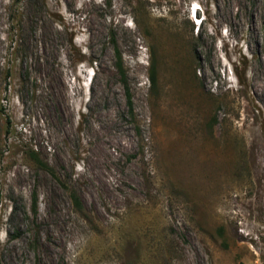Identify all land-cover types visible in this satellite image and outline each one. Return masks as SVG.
Wrapping results in <instances>:
<instances>
[{
    "label": "rangeland",
    "instance_id": "1",
    "mask_svg": "<svg viewBox=\"0 0 264 264\" xmlns=\"http://www.w3.org/2000/svg\"><path fill=\"white\" fill-rule=\"evenodd\" d=\"M0 263L264 264V0H0Z\"/></svg>",
    "mask_w": 264,
    "mask_h": 264
},
{
    "label": "trees",
    "instance_id": "2",
    "mask_svg": "<svg viewBox=\"0 0 264 264\" xmlns=\"http://www.w3.org/2000/svg\"><path fill=\"white\" fill-rule=\"evenodd\" d=\"M115 66H116V69L118 70V72L121 75V81H122V83L125 86L127 104L129 106V108L131 109V107H132L131 96H130V92H129L128 86L126 84L125 70H124L123 65H122L121 55H120V53L118 51H117V61H116V65ZM149 80H150L151 85L154 87L156 85V71H155V68H154L153 64L151 65V69L149 70ZM71 197H72L73 202L75 203V205L77 207H80V202H79L77 196L75 194H72ZM239 264H243V263H239Z\"/></svg>",
    "mask_w": 264,
    "mask_h": 264
},
{
    "label": "bare ground",
    "instance_id": "3",
    "mask_svg": "<svg viewBox=\"0 0 264 264\" xmlns=\"http://www.w3.org/2000/svg\"><path fill=\"white\" fill-rule=\"evenodd\" d=\"M121 22V21H120ZM166 25V24H165ZM163 28V27H162ZM128 29V28H127ZM58 89V88H57ZM56 89V90H57ZM60 89V88H59ZM64 101V100H63ZM66 103V102H65ZM64 110V109H63ZM66 111V110H65ZM190 136V135H189ZM189 140V139H188ZM116 141V140H115ZM172 141V140H171ZM117 142V141H116ZM175 142H177V141H175ZM206 142V141H205ZM117 143H119V142H117ZM190 143V142H189ZM102 144V143H101ZM123 144V143H122ZM191 144V143H190ZM204 144V143H203ZM208 144V143H207ZM207 144H204V145H207ZM118 146L120 145V144H117ZM120 146H122V145H120ZM102 147V146H101ZM122 147H124V145L122 146ZM103 148V147H102ZM166 148V147H165ZM207 148V147H206ZM170 149V148H169ZM103 150V152L105 153V154H108V149H102ZM101 152V151H100ZM187 152V151H186ZM197 152V151H196ZM98 153V152H97ZM95 154V153H94ZM109 154H111V153H109ZM195 154V153H194ZM206 155V154H205ZM106 157H107V155H105ZM182 156V155H181ZM106 157H104V158H106ZM110 157V156H109ZM111 157H112V155H111ZM110 157V158H111ZM163 157V156H162ZM107 159V158H106ZM172 159V158H171ZM198 160V159H197ZM175 161V160H174ZM199 161V160H198ZM99 162V161H98ZM164 162H166V161H164ZM199 163V162H198ZM91 164V163H90ZM107 164V163H106ZM200 165V164H199ZM161 166H162V164H161ZM177 166V165H176ZM182 166V165H181ZM191 166V165H190ZM100 167V166H99ZM179 167V166H178ZM191 168V167H190ZM189 168V169H190ZM193 168V167H192ZM99 169H101V168H99ZM104 169V168H103ZM182 169V168H181ZM196 170V169H195ZM110 171V170H109ZM200 171V170H199ZM103 172H104V170H103ZM101 173V172H100ZM107 173V172H106ZM99 174V173H98ZM178 174H179V172H178ZM193 176V175H192ZM107 177V176H106ZM97 179V178H96ZM195 180V179H194ZM102 182V181H101ZM107 182V181H106ZM108 184V183H107ZM118 184V183H117ZM110 186V185H109ZM102 188V187H101ZM111 192V191H110ZM190 194H191V192H190ZM116 197V196H115ZM188 197V196H187ZM119 198V197H118ZM131 198V197H130ZM117 204H118V202H117ZM192 206H193V203H192Z\"/></svg>",
    "mask_w": 264,
    "mask_h": 264
}]
</instances>
